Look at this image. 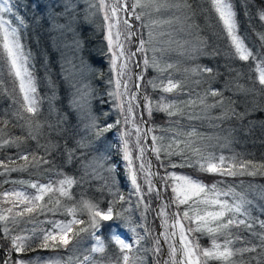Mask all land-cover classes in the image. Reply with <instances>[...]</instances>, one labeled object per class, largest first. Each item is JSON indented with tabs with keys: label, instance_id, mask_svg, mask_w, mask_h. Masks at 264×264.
Masks as SVG:
<instances>
[{
	"label": "snow or ice",
	"instance_id": "1",
	"mask_svg": "<svg viewBox=\"0 0 264 264\" xmlns=\"http://www.w3.org/2000/svg\"><path fill=\"white\" fill-rule=\"evenodd\" d=\"M203 4L208 7H201ZM89 8L102 12L106 39L112 53L110 66L116 73L114 89L108 95L115 102L120 118L114 123H106L89 111L86 127L99 139L112 129L125 126L120 132L123 160L126 162L128 179L138 203H143L145 214L150 209L145 196L155 194L158 199L161 198L156 178L165 192L169 188L171 190V196L159 205L157 213L163 231L153 236L145 224L131 228L134 234L131 242L113 236L119 257L111 264H144V257L139 253L150 250L158 256L161 239L169 246V258L164 264H264V218L253 215L251 200L233 186L221 188L220 182L208 185L198 178L170 171L172 168L189 166L198 172L223 177L264 176V158L255 160L235 152L229 156L217 155L210 150L213 147L210 141L216 139L219 142L223 139L222 146L227 147L231 143L229 137H206L195 127L188 131L180 128L161 130L174 133L166 139L164 135H156L154 128L141 127L147 121L140 113L138 122L136 111L141 105L140 90L145 81L144 73L149 68L154 69L157 76L148 80L147 84L154 90L160 89L163 93L177 97L168 99L167 96H161L154 104L149 96L143 95V111L149 117L154 111H161L170 118L187 115L190 121L208 120L211 123L235 119L243 122L252 112L264 111V55L255 53L240 35L234 0H90ZM14 9L12 0H0V65L3 66L0 68V92L8 95L15 106L11 113H0V152L16 149L13 155L0 159V169H3L0 175L14 171L31 170V174L51 171L53 162L49 156L55 147L40 142L44 135V124L39 119L37 81L32 72L31 52L26 50L22 42V33L27 25ZM205 13L204 19L212 36L226 42L224 54L233 62H246L242 68L247 66L251 70L255 66L258 76H248L251 87L238 83L245 76L242 68L235 70V77L225 81L222 88H215L213 84L218 73L211 67L197 64L184 68L185 79L176 80L170 70H177V65L162 62V55L158 53L171 50L174 42L189 58L199 54H219L217 49H213L212 53L207 51L209 38L202 34L200 25L196 23L198 14ZM257 16L264 27V9L258 10ZM213 19L215 22L211 23ZM175 25H178L179 32L192 39L185 40L183 45L173 41L172 31L177 30L173 27ZM137 27L141 30L139 33ZM257 36L264 48V32H257ZM134 37L137 38L136 50L131 51L125 44H131ZM137 53L142 58L143 68L135 74L134 82L131 65ZM135 66L139 68L140 63L136 62ZM4 68L7 70V80L3 76ZM191 77H195L192 80L195 85L207 86L194 96L190 89L189 98L181 100L178 97ZM129 83H135V92L130 90ZM229 91L252 97L246 101L243 112L238 111V104L231 96L225 95ZM88 95L87 91L81 92L79 102L74 103H78L80 108L86 107ZM107 116L105 113V119ZM174 123L178 124L179 121ZM129 124L131 128L127 127ZM13 128H19L20 134H14L11 131ZM133 135L134 141L130 139ZM149 139L151 145H148ZM30 141H35V148L30 147ZM130 144H134L138 151L135 160ZM149 151L164 169L163 173L153 170L152 161L146 159ZM173 156H180L183 162L179 165L174 163L171 159ZM68 157L73 158L72 151H69ZM86 167H91L96 178H102L97 169L108 172L109 176L113 171L109 157L105 154L94 157ZM141 175L143 184L139 182ZM13 183L27 185L33 191L29 193L15 188L0 191V239L9 241L8 251L0 258V264H100L92 254L103 255L106 244L96 232L101 222L112 220L114 214L115 217H122L123 212L117 211L116 207L127 202L125 195L115 187L114 180H105L100 189L104 191L106 188L112 197L106 210L101 208L99 202L90 199H82L72 205L65 204L64 198L72 199L71 188L78 183L66 175L49 183L39 180ZM58 212L72 219L39 220L41 215ZM85 215L87 220L78 218ZM143 218L146 219V215ZM44 223L49 224L50 228H44ZM27 224H33V227H21ZM140 227L144 229L143 234L137 231ZM85 236L94 243L87 250L88 254L81 258L76 253L83 247ZM203 236L209 238V247L200 243V237ZM146 239L152 240L151 249L142 247ZM37 249H65L69 255L36 261H26L22 255L17 259L12 258L14 254H25Z\"/></svg>",
	"mask_w": 264,
	"mask_h": 264
},
{
	"label": "trees",
	"instance_id": "2",
	"mask_svg": "<svg viewBox=\"0 0 264 264\" xmlns=\"http://www.w3.org/2000/svg\"><path fill=\"white\" fill-rule=\"evenodd\" d=\"M76 4V0H12L15 5L14 11L22 17L27 25L24 29L23 44L26 50L31 52L32 72L37 81V95L39 98L40 112L39 119L43 122L44 135L40 138L42 144L55 145L51 149L49 159L52 163V170L47 172H38L31 174L30 171H14L9 174L0 175V191L13 189L32 192L27 185L13 183L14 181H37L49 183L58 181L63 176H69L78 181L71 188L72 199L64 198V203L68 205L75 204L82 199H90L99 202L101 208L108 206L112 197L108 194L106 188L101 191L104 185L106 174L108 172L97 169L102 178H96L92 174L91 167H86L94 157L105 154L109 157V162L113 166L111 179L115 181V187L121 194L125 195L126 203L117 205L116 210L123 212L122 217H115L109 221H102L96 235L105 241L106 251L103 255L99 253L92 254L100 264H111L119 257L118 246L112 239L118 236L121 239L131 242L134 234L131 228L137 225H147L153 236H158V220L154 215L157 197L155 194L145 196V202L150 204L149 211L144 213L143 203H138V198L134 193L130 180L128 179L126 162L123 160L121 151L120 132L125 126L120 125L117 128L97 138L86 125L89 122V111L92 115L99 117L106 123H114L119 117L115 108V102L108 95L114 89L116 73L111 70L110 60L111 51L109 50L106 39V28L103 21L102 12L95 11V15L87 14V3ZM237 18L239 21V32L245 38L247 45L258 55H264V48L261 47V41L257 32H264L262 22L257 16V11L264 9V0H234ZM207 8V4L200 5ZM207 13L196 18V23L200 25L202 34L209 38L208 52L212 53L217 49L219 54H199L194 58H189L183 54V49L177 47L174 42L171 50L158 55H162V62L173 63L177 65V70H170L174 79H185L184 68H191L195 65H206L214 69L218 76L213 84L215 88H222L225 81L235 77V70H241L246 62H233L224 53L226 52V42L224 39H217L211 34L207 27L204 16ZM214 23V19L210 21ZM177 30L172 31V40L183 45L185 40L192 38L183 32L178 31V25L173 26ZM141 31V30H140ZM146 38V35H145ZM137 38H133V42ZM167 39V38H165ZM168 47L167 44L164 45ZM190 47V45H185ZM152 55L151 52L148 53ZM140 57V55H139ZM143 68V61L140 57ZM3 66L0 65V68ZM245 76L238 80L239 84L251 87V81L248 76L253 78L258 76L255 66L251 70L245 66L242 68ZM167 75V74H165ZM3 76L7 80V70L3 69ZM145 81L141 89L142 93L149 96L153 103L159 101L161 96H167L168 99H176L171 93H163L160 89H153L147 84L148 80L154 79L157 72L149 68L145 73ZM195 77L187 80L184 91L179 95V99H188V92L191 89L193 96L196 92H201L207 85L197 86L192 83ZM113 82V83H110ZM258 86V84H257ZM10 90V89H9ZM87 91V106L78 107L81 92ZM226 96H231L238 104V111L243 112L245 103L252 97H246L242 93L225 92ZM15 106L8 95L0 92V113L13 111ZM197 111H199L197 109ZM108 116L105 119L104 114ZM215 114V113H214ZM144 120L148 121L149 128L156 129V135L168 136L174 135L173 132L161 131L169 128H180L188 131L192 127L206 137H229L231 143L223 147L224 140L217 142L212 139L210 143L213 147L210 149L217 155H231L233 152L248 156L255 160L264 158V111L252 112L243 122L235 119L228 121L208 120H188L187 115L183 117H168L164 112L154 111L152 116L144 113ZM179 123H174V121ZM251 122V124L249 123ZM51 125L52 127H49ZM11 131L19 135L20 129L13 128ZM150 143L151 140H150ZM83 145L82 147L79 145ZM30 147L35 148V141H30ZM72 151L73 158L69 159L68 153ZM16 149H8L6 152H0V159H6L8 155H13ZM154 168L163 173L164 169L159 166L154 156ZM172 161L181 164L180 156H173ZM44 167H48L45 165ZM3 169H0L2 172ZM177 174H185L211 185L220 182L221 188L228 186L235 187L237 192L243 193L252 201V212L254 216L264 218V176H243V177H223L209 173L198 172L195 168L184 166L170 169ZM108 177V176H107ZM140 178H143L142 175ZM7 180V183L4 181ZM143 184V181H140ZM160 187L161 184L159 183ZM115 190V189H114ZM146 190V186H145ZM164 190V189H163ZM164 194L166 198L171 196L170 188ZM146 215V219L143 216ZM78 218L87 220L88 217L79 216ZM71 220V216H65L61 213H47L39 216L40 221L47 220ZM44 228H50V225L44 223ZM31 229L33 224L21 225ZM137 231L143 234L142 227ZM245 235H247L245 233ZM93 240L85 236L83 247L76 255L81 258L88 254ZM200 243L210 246V240L207 236L200 237ZM144 249L152 248V240L146 239L142 242ZM9 248L7 239H0V258L4 257ZM144 257V264H159V255L152 251H141L139 253ZM26 261L35 259L47 260L56 256L66 257L69 255L67 250L37 249L34 252L25 254H14L13 259L20 258ZM34 260V261H36ZM215 264V262H214Z\"/></svg>",
	"mask_w": 264,
	"mask_h": 264
},
{
	"label": "rangeland",
	"instance_id": "3",
	"mask_svg": "<svg viewBox=\"0 0 264 264\" xmlns=\"http://www.w3.org/2000/svg\"><path fill=\"white\" fill-rule=\"evenodd\" d=\"M86 1L85 0H76V4H82V3H85ZM89 3H90V0H88V3H87V5H86V7H87V14L89 15V16H91L92 15V13L93 12H95L96 11V9H94V8H92V9H90L89 8ZM140 32V29H139V27H137V33H139ZM105 35H106V32H105ZM136 38V37H135ZM137 40V39H136ZM136 40L134 41V42H132L131 44H125V47L126 48H130V50L131 51H135L136 50ZM121 42H123V40L121 41ZM111 55H112V53H111ZM139 53H137V55H136V57H134L133 58V64L131 65V67H132V73H133V81L135 82V74H138V73H140V71H141V68H142V62H141V60H140V57H139ZM136 62H139L140 63V67L139 68H137L136 66H135V63ZM129 88H130V90H132L133 92H135L136 91V89H135V83H129ZM142 89V88H141ZM143 93H142V91L140 90V96H141V105H140V107L139 108H137L136 109V111H137V114H138V122H139V114L140 113H143V117H144V111H143V104H142V97H143ZM144 119V118H143ZM146 121V120H145ZM148 122V121H147ZM127 127L128 128H131V124H129V125H127ZM141 127H146V128H149V125L147 124H142L141 125ZM132 141H134L135 140V136L133 135L131 138H130ZM148 145H151V143H150V139L148 140ZM130 148H132L133 149V158H134V160H135V157L138 155V151L135 149V147H134V144H130ZM146 159H150L151 161H152V166L155 164L154 163V160H155V158H154V155L149 151L148 153H147V155H146ZM136 163H138V161L136 162ZM153 170L154 171H156L155 170V168H154V166H153ZM156 172H158V171H156ZM160 173V172H159ZM112 174V173H111ZM108 176V177H107ZM106 178H108L109 180L111 179V176H109L108 174H106ZM157 179V187L160 189V191H161V198H157V203H156V205H155V212H154V215L156 216V218H157V220H158V235L163 231V229L160 227V225H161V218L157 215V213H158V210H159V205L162 203V202H164V201H166L167 200V198H166V196H165V194H164V190H163V186L161 185V187H160V185H159V182H158V178H156ZM140 181H143V178H140L139 179V182ZM168 251H169V246H168V244L167 243H165L164 241H163V239H161V252H160V254H159V258H160V260H159V264H164V261H166V260H168ZM34 260H36L35 259V257L31 260V261H34Z\"/></svg>",
	"mask_w": 264,
	"mask_h": 264
}]
</instances>
